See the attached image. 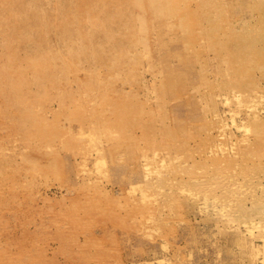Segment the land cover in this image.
Instances as JSON below:
<instances>
[{"label":"bare ground","instance_id":"6f19581e","mask_svg":"<svg viewBox=\"0 0 264 264\" xmlns=\"http://www.w3.org/2000/svg\"><path fill=\"white\" fill-rule=\"evenodd\" d=\"M79 1L0 0V193L8 190L16 199L20 189L16 184L28 182L26 178H31L30 186L41 176L60 177L65 153L74 158L82 179L79 188H67L76 191V197L62 198L73 224L80 222L83 210L103 205L94 173L107 176L110 163L129 160L139 164L145 182L134 180L129 187L133 210L127 218L140 215V226L134 224L138 230L146 226L152 230L157 224L149 207L155 206L147 190L150 179H160L165 187L177 179L169 176L171 172L190 176L201 169L210 175L211 182L204 184L213 185L210 193L222 199H214L215 207L224 210L226 200L242 193L243 186L226 176L221 191L211 170L219 181L227 174L225 164H241L231 152L243 160L258 152H244L243 144L223 146L217 137L199 152L203 161L196 160L199 168L186 165L193 151L186 158L181 150L194 133L172 124L168 98L186 73L158 80L163 75L158 57L183 36L184 49L193 60L178 57L185 66L199 67L206 91L192 88L199 95L204 120L211 113L223 119L227 112L222 107L227 106L231 123L214 128L223 135L229 125H237L244 144L252 136L264 143V0H89L83 7ZM194 27L199 28L196 33ZM81 63L86 64L77 68ZM125 68L129 78L123 84L128 86L116 91L107 81L121 79ZM119 209L121 224L125 208Z\"/></svg>","mask_w":264,"mask_h":264},{"label":"rangeland","instance_id":"374dc122","mask_svg":"<svg viewBox=\"0 0 264 264\" xmlns=\"http://www.w3.org/2000/svg\"><path fill=\"white\" fill-rule=\"evenodd\" d=\"M79 2V6L83 7L89 0ZM196 4L192 5L195 12ZM229 10L230 14L232 10ZM191 24H195L194 21ZM195 27L192 29L196 33L199 25ZM188 36L186 34V37ZM182 38L183 36L169 43L165 56L161 59L158 57L163 70V75H159L158 80L163 77L168 80L174 73H186V78L182 81L184 87L180 83L182 86L178 85L174 89L175 92L168 96L172 124L187 127L186 130L194 133L192 138H188L189 141L185 149L181 150V155L188 158L189 152L193 151L186 165L194 164L199 168L196 160L203 162L199 152L217 141V137L223 146L229 148L234 144L235 148L243 144V151L246 153L257 150L258 154L244 160L241 155L231 152L233 157L242 160L241 164H225L222 169L227 170V174H223L219 181L214 177L218 175L211 170V176L216 184L220 185L221 191V181L226 176H232L229 181L237 180L236 183L243 186L244 191L227 199L228 205L219 212V205L215 207L218 200L214 199H222L210 193V190L214 189L213 185L204 184L211 182L210 175L206 176L201 169L190 176L184 172H179L178 176L175 175L178 173L171 172L169 176L177 179L166 182L165 187L160 179L154 177L150 179V188L147 190L155 205V211L149 207L157 218V224L152 230L147 226L138 230L134 224L140 226V215L137 218H127V215L133 210V200L129 197L131 183L134 180L144 182L141 172L138 171L139 164L135 160H129L128 163H110L107 176L96 172L93 176L101 188V192L100 189L96 191L103 199V205L83 210L80 212V222L73 224L72 219H69L68 209L63 210L68 204H63L62 198L76 197V191L68 192L67 188H79L82 179L77 177L73 166L74 158L63 153L60 177L57 173L48 178L41 176L30 186L27 183L30 184L31 178H26L28 182L16 184L20 188L16 199H13L8 190L0 193V202H4L6 198L7 202L10 200L9 205H6L5 201V205H2L5 209L0 210V264H264V171L260 169L263 167L261 163L264 165V153H261L264 143L252 136L250 143L244 144L240 141L243 137L237 125H229L224 134H220L223 132H218L214 126L231 123V112H228L227 106L222 107V110L227 112L222 113L223 119L219 116L213 118L211 113L210 118L204 120L199 107V95L192 88L203 87L198 77L199 67L190 63V66H185L179 59L180 55L186 60L192 59V55L184 49L185 41ZM78 65L77 68L84 66L82 63ZM169 71L174 72L170 75ZM128 73L125 68L121 79L116 77L107 83L114 86L116 91L121 89L122 92L125 90L123 87L128 86L123 84V79L129 78L126 76ZM134 73L136 72L132 74ZM147 79H150V76ZM202 91L206 89L202 88ZM206 104L205 102L204 105L208 107ZM145 144L143 141V145ZM261 154L263 156H260ZM256 157H262V160L255 161ZM132 158L134 154L131 155L130 159ZM204 175L207 178H204ZM141 182L137 184L145 186V182ZM206 188L208 191H205ZM205 197L210 199L208 203L204 201ZM119 201L125 208L121 212V224L118 222L121 207ZM144 203L141 201V205ZM6 225L8 227L4 228ZM80 247L82 250L78 251Z\"/></svg>","mask_w":264,"mask_h":264}]
</instances>
